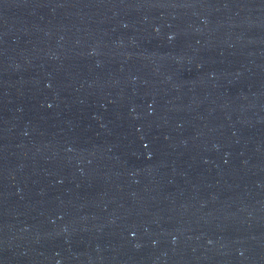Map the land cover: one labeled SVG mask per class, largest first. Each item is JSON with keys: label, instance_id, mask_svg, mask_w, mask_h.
<instances>
[{"label": "water", "instance_id": "1", "mask_svg": "<svg viewBox=\"0 0 264 264\" xmlns=\"http://www.w3.org/2000/svg\"><path fill=\"white\" fill-rule=\"evenodd\" d=\"M0 264H264V0H0Z\"/></svg>", "mask_w": 264, "mask_h": 264}]
</instances>
